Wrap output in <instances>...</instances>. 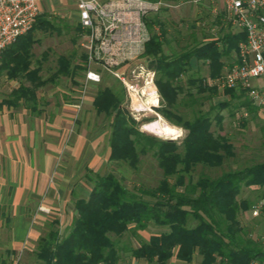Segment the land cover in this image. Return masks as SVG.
<instances>
[{"label": "trees", "instance_id": "16d2710c", "mask_svg": "<svg viewBox=\"0 0 264 264\" xmlns=\"http://www.w3.org/2000/svg\"><path fill=\"white\" fill-rule=\"evenodd\" d=\"M149 23L158 25L161 31L159 36L152 33L144 50L156 71L160 95L156 111L186 133L177 142L140 131L139 126L152 117L134 119L126 108L124 88L99 84L92 105L110 127L108 160L123 162L136 170L141 157L151 154L161 177L155 186L131 189L111 171L96 175L88 196L74 201V216L65 232L49 229L38 239L35 256L43 264H118L127 253L134 259H145L148 264H168L172 257L188 262L194 254L200 256V264H249L254 259H264V245L258 238L249 237L240 221V215L250 209L252 201L237 197L244 186L264 185V161L228 169L216 176L201 172L194 180L192 172L198 165L219 168L225 158L234 155L232 144L211 130L209 115L210 109L228 103L220 101L204 111L198 109L192 119L184 118L180 112L185 103L179 99L184 75L187 84L196 86L199 93L215 92L205 83V76L188 74L190 58L203 59L208 75H218L224 65L222 58L238 52L245 34L222 30L220 46L217 39L194 41L190 45L187 31L178 39L187 46L175 51L168 43L164 24L152 18ZM47 25V21L37 17L32 27L0 54V71L30 82V87L20 85L14 91L15 97L29 96L34 101L36 89L45 83L39 75L40 66L31 64L34 39L30 33ZM164 45L169 52L165 53ZM80 58L83 60L82 54ZM57 62L53 75L74 77L77 70L84 69L71 64V58L66 56H59ZM104 77L103 74L101 80ZM234 90L228 88L226 92L233 94ZM188 96L192 102L198 100L191 93ZM150 224L164 230L149 234L147 240L139 239L137 246L120 243L124 234L138 237V232Z\"/></svg>", "mask_w": 264, "mask_h": 264}, {"label": "crops", "instance_id": "0c3cea01", "mask_svg": "<svg viewBox=\"0 0 264 264\" xmlns=\"http://www.w3.org/2000/svg\"><path fill=\"white\" fill-rule=\"evenodd\" d=\"M180 8V14L188 20L190 45L210 39H217L221 45L219 29H230L219 17L212 16L211 0ZM75 14L77 18L76 9ZM174 16L177 21L181 19L179 11ZM168 26L164 27L170 32L173 25ZM166 38L169 44L174 41L170 33ZM234 59L235 53L223 57V68ZM189 62V74L209 76L203 59L191 57ZM4 74L10 91H3L0 98V262L12 264L23 249L32 250L31 241L43 229L38 224L41 217L50 221L45 233L49 229L65 232L74 216V201L88 196L96 175L107 173L100 171L108 161L109 146L98 144L105 120L97 124L95 119H88L83 125L81 119H75L80 109L73 105L77 98L57 107L40 97L41 86L34 101L29 96L15 97L14 91L20 85L30 87V82ZM84 105L93 108L92 100H84L81 107ZM135 260L148 264L142 258ZM168 264H200V256L194 254L188 262L172 257Z\"/></svg>", "mask_w": 264, "mask_h": 264}, {"label": "rangeland", "instance_id": "374dc122", "mask_svg": "<svg viewBox=\"0 0 264 264\" xmlns=\"http://www.w3.org/2000/svg\"><path fill=\"white\" fill-rule=\"evenodd\" d=\"M180 10L181 8H173L170 10L163 9L158 14L151 15L154 21L167 22L169 26H171L172 23V29L170 32L168 30L166 32L168 34L170 33L172 37H175L174 41L177 42V45L174 44V41L171 43V40L169 44L170 47L173 45L171 48L175 51L187 46L185 42H179L178 40L185 35L188 29V20L183 18L184 16L180 14ZM177 11H179V15L181 16V19L178 21L176 20V16H174ZM37 17L48 22L47 26L35 28L30 33L34 39L31 48V64L33 66H40L39 75L45 80V83L38 89V93L40 97L42 96V99L56 104L57 107H61L66 102L75 98L78 99L80 96H84L82 103L84 100L89 103L99 84L101 86L104 84H114L118 89L122 88V85L117 79L106 73L104 74V80L102 79L100 83H88L86 88L83 87L84 69L77 70L74 77L53 75L57 68L58 57L61 55L71 58V64L75 63L83 66L82 59L80 58L81 51L77 45L78 30L75 29L77 26V18L74 0H40V13ZM164 26L167 28L168 25L165 23ZM222 30L226 31V29H219V34H221ZM164 51L165 53L169 52L166 45H164ZM144 57H147V55H144ZM223 72L224 68H222V71L218 75H221ZM4 73H6V71L0 74V98L4 94L3 91H10V86ZM215 76L212 77L214 78ZM205 77V83H207L209 87L214 88L215 92L206 90L199 93L196 86L187 84L186 75L182 77L181 83L183 91L179 94V99H184L185 103L180 107V112L184 118L192 119L193 113L198 109L204 111L208 109L209 105H215V103L220 101H227L228 104L222 108L217 109L214 106L215 108L210 109L209 115L212 119L211 130L215 135L223 136L232 144V152L234 155L230 158H225L222 166L219 168L210 169L198 165L192 172L194 180L201 172L216 176L228 169H235L251 165L255 162L264 161V105L254 108L256 105L252 102L247 92L240 93V90L235 88L233 93L235 96H233V94L226 92V89L217 90L208 83L211 77ZM259 81L261 82V80H252V83H260ZM189 93L193 94V98L196 97L198 100L194 102L190 101L188 96ZM203 97H207V100L204 101ZM242 102L247 103L241 106L240 103ZM81 105L78 113H76L74 117L75 119H81L83 125H85V122L89 121L88 119H95L97 124L102 121V119H105L102 114H96L90 105H84L83 107H81ZM146 116H152L155 119L144 121L139 126L140 131L158 139H173L174 141L180 142L186 133L185 129L168 122L155 110L148 113ZM101 129L104 130V133L98 144L106 148L109 146L110 137L108 121L105 120V125L101 127ZM176 129L178 130L176 131ZM103 171L113 172L131 189L138 186H155L158 179L161 177V170L158 168L156 160L151 154L141 157L136 170L131 169L123 162L108 160L101 168L100 172ZM262 196H264V185L244 186L237 197L239 199H249L252 201V204H254ZM240 221L245 225L248 236L253 239L258 238L264 245V240L262 238V236H264V217H251L247 210L240 215ZM38 224H40L39 227L43 229L38 237L31 241L30 248H32V250L23 249L12 259V264H43L37 260L35 251L37 250V241L49 228L50 221L45 217H41ZM161 230H164V228L150 224L145 230L138 232V237L132 236L129 233L124 234L120 239V243L137 246L139 239L147 240L149 234ZM123 259L124 261L122 264L138 263L137 260L129 255L125 256ZM196 263H198V260Z\"/></svg>", "mask_w": 264, "mask_h": 264}, {"label": "built area", "instance_id": "2783aa9c", "mask_svg": "<svg viewBox=\"0 0 264 264\" xmlns=\"http://www.w3.org/2000/svg\"><path fill=\"white\" fill-rule=\"evenodd\" d=\"M198 1L74 0L77 45L83 55V87L99 82L106 73L124 88L126 108L134 119L156 111L160 104L156 71L150 66V58L144 57V50L152 33L159 36L161 31L149 20L163 9ZM210 11L231 32L243 31L245 39L239 42L235 59L208 83L219 91L243 89L255 105H264V0H211ZM39 13L40 0H0V54L32 27ZM83 97L74 102L77 109ZM248 211L251 217H264V196ZM249 264H264V259Z\"/></svg>", "mask_w": 264, "mask_h": 264}]
</instances>
